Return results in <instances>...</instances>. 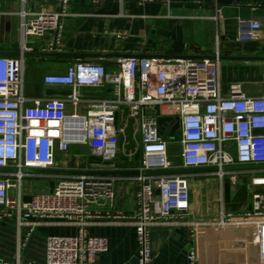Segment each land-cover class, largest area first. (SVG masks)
<instances>
[{
    "label": "built area",
    "instance_id": "1",
    "mask_svg": "<svg viewBox=\"0 0 264 264\" xmlns=\"http://www.w3.org/2000/svg\"><path fill=\"white\" fill-rule=\"evenodd\" d=\"M71 0H60L55 11L42 8L22 12L21 52L31 51L26 37H43L49 30L62 28L64 11ZM220 9H218L219 11ZM254 23L255 31L260 29ZM118 38L125 34L116 29ZM25 57L0 56V167H12L0 173V210L15 215L17 226H35L39 219H67L75 223V235H48L45 254L41 260L24 262L20 255L14 260L0 258V264H93L97 254L108 250L104 236L90 235L89 219L93 205L113 199V176L81 174L59 179L54 191L36 194L25 201L20 192L16 198L8 196V189H20L22 180L31 175L26 168L50 167L57 163L55 152L68 149L72 142H90L105 160L119 154L120 137L133 120L134 131L140 133L142 146L139 169L141 185L137 193L138 210L135 215L139 244L137 264H150L152 249L150 228L157 224H183L190 217V184L183 174L147 175L149 169H169L174 162L168 152L167 141L158 129L154 107L178 104L182 122L181 159L184 167L215 166L221 179L228 175L237 185L238 174L226 167L234 164L264 163V95H247L234 83L230 94L223 96L219 89L221 62L215 58L185 57H123L116 71L100 62L78 59L63 73L44 76L47 84L68 86V95L27 97L23 91ZM113 88L111 97L88 100L84 116L68 114V104L78 106L82 101L81 86ZM124 115L118 122V113ZM49 123H57L56 134L48 130ZM229 142L235 145L231 153ZM122 143V142H121ZM135 150H128L129 155ZM140 150V149H139ZM252 186H264V168L247 169ZM159 194H156V190ZM118 216H122L118 212ZM233 214L220 212L215 221L225 225ZM230 219V220H229ZM193 224L200 221H190ZM237 224L250 227L251 243L258 249L259 262L264 264V191L252 194L251 206L237 215ZM187 264H198L192 249Z\"/></svg>",
    "mask_w": 264,
    "mask_h": 264
},
{
    "label": "crops",
    "instance_id": "2",
    "mask_svg": "<svg viewBox=\"0 0 264 264\" xmlns=\"http://www.w3.org/2000/svg\"><path fill=\"white\" fill-rule=\"evenodd\" d=\"M42 8L59 11L61 2L0 0V51H21V14ZM63 9L68 15L63 19L59 35L56 30H49L43 37L27 36L26 44L32 47L27 52L218 56L221 62L219 89L223 96L230 94L234 83L240 84L247 95H264V63L229 57L264 55V0H71ZM256 22L261 28L255 31ZM113 29L123 32L125 37H116L111 33ZM24 57L23 91L27 97L62 96L48 95L47 91L69 89L64 85L45 83L44 76L65 72L77 58ZM120 58L110 57L107 68L116 71ZM80 59L96 60L88 56ZM79 91L82 101L78 106L69 103L68 114L84 116L88 100L113 95L109 84L81 86ZM154 111L159 132L167 141L173 168H184L180 155L183 134L178 104L158 105ZM123 118L119 112L118 122ZM57 125L49 123L48 131L56 134ZM133 138L140 142L139 131L133 132ZM127 143L128 137L123 135L119 154L113 160L103 159L90 142H72L66 150H61L57 144L56 165L29 167L31 175L22 180L20 189L10 187L8 196L16 198L20 192L22 199L28 201L36 194L54 191L63 177H76L89 171L137 169L140 150L129 155L131 149L126 148ZM229 144L235 155L234 143ZM48 168L55 172H39ZM228 170L238 174V179L251 177L245 170ZM10 171L0 170V173ZM215 171L201 169L178 173L190 184V217L187 223L157 224L150 228V264H187L192 249L198 264H258L259 253L251 243L250 227L235 222L239 213L250 208L255 191L246 197L240 196L237 185L229 181L228 175L221 179ZM113 177L112 201L93 205L94 215L87 224L90 235L104 236L108 240V250L97 254L93 264H137L139 244L135 215L141 180L139 175ZM156 194H159L158 189ZM118 212L122 216H118ZM220 212L233 214L232 222L225 225L210 223ZM77 233L75 223L60 218H43L35 226L26 224L18 228L15 215L9 216L0 210V258L14 260L19 254L24 262L41 260L48 235Z\"/></svg>",
    "mask_w": 264,
    "mask_h": 264
},
{
    "label": "water",
    "instance_id": "3",
    "mask_svg": "<svg viewBox=\"0 0 264 264\" xmlns=\"http://www.w3.org/2000/svg\"><path fill=\"white\" fill-rule=\"evenodd\" d=\"M23 54L24 56L28 55H38V56H51V57H67V58H77L80 59V57L88 56V57H94L96 60L95 62H100L106 67L110 65L109 58L110 57H142L139 54H121V53H81V52H53V51H45V52H21V51H0V56H20ZM163 57L169 58V57H185V58H203V57H209V56H198V55H170V54H164ZM216 56H213L215 58ZM232 59H240V60H253V61H261L264 63V55L261 56H229ZM212 58V57H210ZM70 93L69 89H63V90H56V89H49L47 91L48 95H68ZM133 120L129 121L128 126L125 130V135L128 137V143L125 145L127 149L135 150L136 147H139L140 153L142 154V146L140 142L138 143L133 138ZM122 142V138L120 137V144ZM141 162V160H140ZM264 168V163L259 164H234L227 166V169H233V170H247V169H259ZM201 169H207V170H216L217 167L211 166V167H184V168H169V169H149L146 170L145 173L147 175L152 174H171V173H182L187 171H193V170H201ZM0 170H15L12 167H0ZM26 171H31L30 168H26ZM39 172H55L54 170L48 168V169H40ZM87 174H96V175H104V176H127V175H142L144 172L137 168V169H125V170H99V171H89L85 172Z\"/></svg>",
    "mask_w": 264,
    "mask_h": 264
},
{
    "label": "rangeland",
    "instance_id": "4",
    "mask_svg": "<svg viewBox=\"0 0 264 264\" xmlns=\"http://www.w3.org/2000/svg\"><path fill=\"white\" fill-rule=\"evenodd\" d=\"M251 179L248 176H242L237 182V194L246 197L248 194L254 191H264V186H252L250 183Z\"/></svg>",
    "mask_w": 264,
    "mask_h": 264
},
{
    "label": "bare ground",
    "instance_id": "5",
    "mask_svg": "<svg viewBox=\"0 0 264 264\" xmlns=\"http://www.w3.org/2000/svg\"><path fill=\"white\" fill-rule=\"evenodd\" d=\"M264 181V180H263Z\"/></svg>",
    "mask_w": 264,
    "mask_h": 264
}]
</instances>
